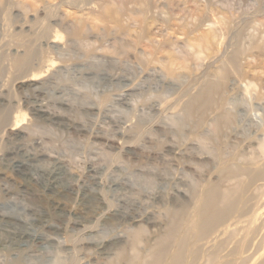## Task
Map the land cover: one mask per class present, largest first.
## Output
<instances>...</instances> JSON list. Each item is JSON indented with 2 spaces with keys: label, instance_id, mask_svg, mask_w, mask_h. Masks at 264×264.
Masks as SVG:
<instances>
[{
  "label": "rangeland",
  "instance_id": "374dc122",
  "mask_svg": "<svg viewBox=\"0 0 264 264\" xmlns=\"http://www.w3.org/2000/svg\"><path fill=\"white\" fill-rule=\"evenodd\" d=\"M2 186L0 264H264V0H0Z\"/></svg>",
  "mask_w": 264,
  "mask_h": 264
},
{
  "label": "bare ground",
  "instance_id": "6f19581e",
  "mask_svg": "<svg viewBox=\"0 0 264 264\" xmlns=\"http://www.w3.org/2000/svg\"><path fill=\"white\" fill-rule=\"evenodd\" d=\"M34 152H31L29 150L22 151V154L19 155V157L14 158V159H12L10 161V167L13 168V169H15L17 172L21 173L22 175H25V177L27 176L30 179L33 178V176L35 174H37L35 171L38 170L37 169L38 167L36 169H34V164L33 163L39 160L38 159L39 158L38 156H41L42 155L41 153H40L41 155H39V154H36ZM37 153H38V151H37ZM32 159L35 160L34 162L32 161L33 163L30 162ZM52 160H53L52 165L50 167H48L46 169V171L43 172L44 173V179L45 180H43V184H42L43 186L42 187L44 189L50 191L53 187H55L57 185H60L63 182L65 184V182H66V186L69 187V188H71L73 182L71 183V181L67 180L68 175L65 174L64 163L63 162H59L58 159H52ZM165 161H166V159H165ZM90 168H91V171H92V174H91V177H90L91 178V186H93V185H96L97 184V179L99 177L98 175L100 173L101 167L92 165ZM41 169H42V167H41ZM38 179L41 180V178H38ZM39 182L41 183V181H39ZM57 188H58V186H57ZM174 188H176V187H174ZM83 189H85V188H83ZM183 189H181V187H180V188H177L176 190L175 189L174 190L177 193H181V192L183 193V191H184ZM0 190H1V192L3 194L10 195V197L13 196L12 194H15L11 189L7 188L6 186L0 187ZM58 190H59V188H58ZM181 190H183V191H181ZM88 191H90V190H88ZM12 199H13V197H12ZM34 207L35 206L34 205H31V204L28 205V206L26 205L24 207L25 208V214L24 215H21V216H18L17 215V217L15 216L14 218L9 217V216H6V215H3V214H1L2 212L0 213V231L5 235L4 238H0V246H1V248H7V249L9 248L11 251H15L16 253H19V254L25 252L26 249H28L27 246L29 244L30 239H32L33 237H35L37 235L36 232L33 230V227L38 226V225H44L45 222H46L45 216H42V215L38 214V212L35 211L37 209H35ZM115 211H116L115 215L117 216V222L118 223L125 224L124 222H126V221L129 220L126 217L127 216V213H124V211L119 210V209L118 210L116 209ZM145 213H146V211H145ZM145 213H144V215H145ZM141 214H139V215H136L135 214L136 216H132V215L131 216L133 218L140 219V218H142L144 216V215H141ZM144 218H145V216H144ZM119 221H122V222H119ZM138 221L140 222V220H138ZM135 224H136V222H135ZM54 238L53 237H49L48 239L50 241H55Z\"/></svg>",
  "mask_w": 264,
  "mask_h": 264
}]
</instances>
